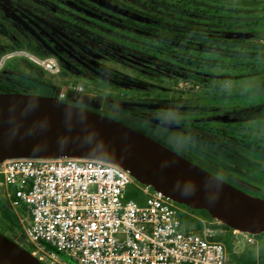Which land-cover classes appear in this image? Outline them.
<instances>
[{"label":"rangeland","instance_id":"1","mask_svg":"<svg viewBox=\"0 0 264 264\" xmlns=\"http://www.w3.org/2000/svg\"><path fill=\"white\" fill-rule=\"evenodd\" d=\"M84 1L93 4L94 9L105 16L110 23L103 22V25L93 23L91 21L93 18L83 13V32L87 36L83 35V43L75 44V48L83 51V55L90 61L92 66L101 70V74H104V76L98 75L93 82H88L84 76L66 68L62 70L61 74L35 70V76L39 79L38 85H32L27 81L20 82L19 84L22 85H16L18 91H31L32 95L53 97L69 105L96 114H103L105 117L107 116L103 112L109 111L118 103L120 98L141 102L145 106L142 107L144 110H149L148 107H153L152 109L159 107L168 111H175L180 107L178 105L181 104V106H187L185 115L191 117L194 110L190 106V101L194 96L192 85L195 80L190 74H184L181 78V76L165 73L163 70L158 71L155 68L153 69L155 72L150 71L151 69L143 71L126 59L118 58L114 47L119 44L125 50L140 51L152 62L175 71L177 66L175 54L179 47L176 38L178 30L181 29L178 25L180 12L177 8H174L175 0L127 1L131 8L139 9L148 14L152 10L150 6L154 4L162 12H166L165 14L161 13L163 18L160 19H152L128 11L110 3L108 0ZM204 1L210 5L215 4V0ZM262 1L264 0H226L217 3L224 4L226 9L242 8L246 13V10L250 8L252 10L259 8ZM171 14L174 16H171ZM112 20L121 22L136 20L139 26H151L143 28L150 29L151 32H159L161 35L165 34L168 39L167 41L163 38L159 40L158 38H150L147 35L140 37L139 33L134 31H118V28L111 22ZM240 24H243V22ZM207 28L200 26L198 32L200 33L199 42L201 44L200 56L203 58H216L218 64L215 70L216 74L222 72L224 68L230 67L232 78H235L236 81L234 79H231V82L227 81L225 88L229 92L231 91V95L226 99L231 101L232 107L240 109H237L236 112L247 113L248 134L256 130L264 132V30L257 29L256 32L250 33L244 26L233 28L219 25L218 28L212 26H210V29ZM189 31L192 32V29H189ZM1 40L4 43L7 42L3 37H1ZM236 59H240L243 63L239 69L234 68ZM247 62L252 64H247ZM79 88L82 90H79ZM203 88L200 87L201 90ZM124 92L127 95H121ZM61 94H64L65 97L60 98ZM105 107L108 109H105ZM238 113L234 117L240 118L241 115ZM157 131L163 139L162 142L156 139L159 144L194 164L196 138L190 128L183 127L179 129L177 125L172 124L170 126H159ZM208 138L210 137L204 136L205 140H208ZM203 150L208 153L209 146L207 143H203ZM213 151L215 161L219 165L216 172L218 174L217 179L222 182L227 181L228 183H224L252 199L264 201V162L261 161V164L256 162V158L261 159L259 154L255 151H248V157H246L237 148L229 150L215 148ZM141 187L144 186L135 181L129 187L127 193L130 195L140 193L141 197L144 198L138 190ZM176 205L184 210L181 204ZM10 210L20 220L22 230L5 229L6 223L2 219L0 228L5 229L2 235L38 263L37 256L31 254L32 249L24 237V228L28 225V215L22 214L19 209L13 211L5 197V190L0 189V215L2 216L4 211ZM187 214L191 215L190 213ZM213 223L214 226L218 224L217 221ZM185 228L184 226L183 229ZM219 233L220 231L217 230V235ZM246 237L248 236L244 233L232 234V252L241 259L258 261L260 252L264 250V235H255L253 237L254 244H249ZM227 259L229 263L235 264L231 256L227 255ZM58 260L62 264H67L60 256H58ZM73 264L77 263L73 261Z\"/></svg>","mask_w":264,"mask_h":264},{"label":"built area","instance_id":"2","mask_svg":"<svg viewBox=\"0 0 264 264\" xmlns=\"http://www.w3.org/2000/svg\"><path fill=\"white\" fill-rule=\"evenodd\" d=\"M37 63L50 71L55 66L52 60ZM135 181L99 160L0 161V189L13 211L26 208L24 237L38 264H62L60 254L77 264H231L213 222L200 234L186 232L184 210L152 187L138 189L142 204L126 199ZM246 235L254 244L255 235Z\"/></svg>","mask_w":264,"mask_h":264},{"label":"flooded vegetation","instance_id":"3","mask_svg":"<svg viewBox=\"0 0 264 264\" xmlns=\"http://www.w3.org/2000/svg\"><path fill=\"white\" fill-rule=\"evenodd\" d=\"M178 1H182L179 5L178 20L181 29L178 30L176 38L179 47L175 54V71L152 62L140 51L125 50L119 44L114 47L118 58L126 59L143 71L151 69L150 71L155 72V68L181 78L184 74H190L195 80L192 85L194 96L190 101L194 114L187 117V106L181 104L175 111L159 107H148L149 110H144L143 103L124 98H120L109 111L103 113L155 141H163L157 131L159 126H165L162 122L168 123V126L175 124L179 129L190 128L196 138L194 164L216 178L219 165L215 161V148H237L246 157L248 151H255L261 156V159L256 158V162L261 164V161L264 162V132L256 130L248 134L247 113L236 112L239 108L232 107L231 101L226 99L231 95V91L229 92L225 85L231 82V79L236 81L232 78L230 67L216 74V58L200 56V26L210 29L215 23L214 20H200L193 8L188 6L189 3H194V0ZM92 5L84 0H0V85L13 90H18L16 85H22L19 83L24 81L38 85L39 79L35 76V70L61 74L66 68L84 76L88 82H93L98 75L104 76L101 70L92 66L83 51L75 48V44L83 43V35L87 36L83 32V6L93 9ZM91 18L93 23L100 25L109 22L103 18ZM111 22L118 31H134L139 33L140 37L146 36L140 32H151L150 29L143 28L151 26H139L136 20ZM189 29H192V32ZM1 37L7 42L4 43ZM163 37V40L167 41L168 37ZM45 60H52L55 64L52 71L38 65L37 61ZM242 65L243 63L234 68L239 69ZM200 87L204 88L201 90ZM126 106L128 107L125 108ZM236 113L241 115L240 118L234 117ZM204 136L210 138L205 140ZM203 143L209 146L208 153L203 150Z\"/></svg>","mask_w":264,"mask_h":264},{"label":"water","instance_id":"4","mask_svg":"<svg viewBox=\"0 0 264 264\" xmlns=\"http://www.w3.org/2000/svg\"><path fill=\"white\" fill-rule=\"evenodd\" d=\"M16 158L109 163L236 232L264 233V201L237 191L122 123L53 97L0 93V161ZM0 264L38 263L0 234Z\"/></svg>","mask_w":264,"mask_h":264},{"label":"trees","instance_id":"5","mask_svg":"<svg viewBox=\"0 0 264 264\" xmlns=\"http://www.w3.org/2000/svg\"><path fill=\"white\" fill-rule=\"evenodd\" d=\"M110 3H113L115 5H118L121 8H124L128 11H132L134 13H138L139 15L147 16L152 19H160L163 18L162 12L159 7L152 4L150 8L152 9L151 12L148 14L147 12L141 11L136 8H131L128 4V0H108ZM159 1V0H156ZM201 1V0H200ZM199 0H194V3H189L188 6H191L193 8V12L196 14V16L201 20H214V25L212 27L218 28L219 25L221 26H230V27H239L244 26L248 29V32L254 33L257 29L264 30V1L260 2L261 6L257 8L256 10H252L251 8L245 11L241 8H231L226 9L224 4H218L217 2H223L226 0H215L214 5H210L205 3L203 0L200 2ZM182 1L175 0V6L174 8L178 9L179 12V5ZM192 2V1H191ZM188 3V2H187ZM250 3V2H249ZM89 4V3H88ZM93 7V9H90L88 7L83 6V13L87 14L90 17H97V18H103L106 19L105 16L99 14ZM190 8V7H189ZM259 12V14H257ZM169 15V14H168ZM171 16H174L171 14ZM242 20V21H241ZM243 22V24H240ZM142 34H145L149 36L150 38H158L161 40L163 35L165 34H159L155 32H140ZM167 39V38H166ZM241 60L236 59V62L234 63V67H239L241 65ZM247 64H252L247 62ZM0 93H22V94H31L30 91H18L9 89L5 86L0 85ZM47 97V96H46ZM126 199H134L137 203L142 204L144 198L141 197L140 193H135L134 195H130L129 193L126 194ZM177 204V203H176ZM184 208V213L180 214V220L182 227H186L184 230L186 232H191L195 234H200L203 230V227L207 223L215 222L216 220L213 219L206 211L204 210H192L184 205H181ZM21 210L22 214H27V210L24 206H21L19 208ZM3 212V211H2ZM190 213L191 215L187 214ZM28 215V214H27ZM2 218L3 221L6 223L5 229H17L22 230L18 217L10 210V211H4ZM218 224L213 226L216 230H219L220 233L215 237V239L219 242H221L227 251V255L231 256L234 259L235 264H264V250H262L259 254L258 261L254 260H244L239 257H237L232 252V245H231V237L234 232L233 229L217 222ZM259 235H264V233H261ZM258 236V235H257ZM61 259L67 263V264H73V261L70 257H67L66 255H61ZM76 262V261H75ZM77 263V262H76Z\"/></svg>","mask_w":264,"mask_h":264},{"label":"crops","instance_id":"6","mask_svg":"<svg viewBox=\"0 0 264 264\" xmlns=\"http://www.w3.org/2000/svg\"><path fill=\"white\" fill-rule=\"evenodd\" d=\"M235 235H236V233H239V234H241L240 232H233ZM247 238V237H246Z\"/></svg>","mask_w":264,"mask_h":264},{"label":"bare ground","instance_id":"7","mask_svg":"<svg viewBox=\"0 0 264 264\" xmlns=\"http://www.w3.org/2000/svg\"><path fill=\"white\" fill-rule=\"evenodd\" d=\"M30 258V257H29Z\"/></svg>","mask_w":264,"mask_h":264}]
</instances>
